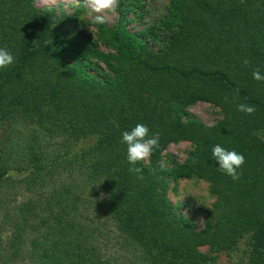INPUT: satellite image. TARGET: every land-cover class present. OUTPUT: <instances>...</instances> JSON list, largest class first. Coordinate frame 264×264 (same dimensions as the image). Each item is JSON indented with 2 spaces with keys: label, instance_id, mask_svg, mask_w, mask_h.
<instances>
[{
  "label": "trees",
  "instance_id": "obj_1",
  "mask_svg": "<svg viewBox=\"0 0 264 264\" xmlns=\"http://www.w3.org/2000/svg\"><path fill=\"white\" fill-rule=\"evenodd\" d=\"M130 5L139 0H119L117 24L96 25L95 39L63 30L73 18L35 0H0V48L14 57L0 69V264H107L88 219L99 192L130 264H217L246 235L243 264H264V81L252 76L264 75V0H169L138 31ZM198 101L223 117L208 127L189 111ZM137 123L159 133V147L133 166L120 141ZM181 141L193 149L167 164ZM217 144L245 157L238 180L212 159ZM181 178L210 183L202 228L170 201Z\"/></svg>",
  "mask_w": 264,
  "mask_h": 264
},
{
  "label": "rangeland",
  "instance_id": "obj_2",
  "mask_svg": "<svg viewBox=\"0 0 264 264\" xmlns=\"http://www.w3.org/2000/svg\"><path fill=\"white\" fill-rule=\"evenodd\" d=\"M124 1L129 3L131 0ZM168 3L169 0H139V5H130L129 17L133 19L135 13L138 16L142 14V17L140 18L137 16V18L128 23V27L131 31H138L147 27L166 11ZM35 4L37 7L45 10H54L58 15L72 17L73 20L70 24L58 23V26L63 30L85 31V33L90 34L95 39L99 38L96 33L98 32V27L92 22L94 13H91L86 4V0H35ZM118 17L119 12L116 10L115 13L110 14L109 22L106 23V25H116ZM161 46H163L161 42L156 44V48ZM100 48L104 51H111L101 44V42ZM189 111L196 116V118L202 121L204 120L207 124L216 123L223 117V112L219 106L205 101L195 102L189 107ZM93 140L94 136H91L89 139L82 142V146L92 143ZM79 147L80 144L77 148ZM192 149L193 145L189 141L171 143L164 151L163 160L170 165L173 160L185 159ZM11 173L17 177L20 176L18 173L12 171ZM102 193L103 192H99L98 194L95 193V196H93V203L97 208H95L96 212H90L91 218H88L90 222L95 225L93 237L99 241L104 256L103 258L107 260V264H130L128 258L121 255L123 251H120V244L116 242L112 223L106 222L99 210V208H101L99 207V202L101 201L103 204L105 201L104 194L101 196ZM12 194L11 192L9 195L12 196ZM168 196L171 199L170 201L174 202L186 217L192 218L196 222L198 228L203 227L206 210L211 208L214 204L213 202L216 200L215 195L210 191V183L200 178H181L177 181H171ZM23 198V193H18L16 197H13V199L17 201H22ZM97 209L99 210L98 212ZM2 218L3 215H0V221ZM6 234V231H2L0 239L5 240ZM249 244V237L246 235L240 239V242L234 250L220 253L217 264H243L247 262L251 257V245ZM199 249H201L202 252H211L210 245H200ZM15 264L24 263L22 261Z\"/></svg>",
  "mask_w": 264,
  "mask_h": 264
},
{
  "label": "clouds",
  "instance_id": "obj_3",
  "mask_svg": "<svg viewBox=\"0 0 264 264\" xmlns=\"http://www.w3.org/2000/svg\"><path fill=\"white\" fill-rule=\"evenodd\" d=\"M86 4L91 13H94L92 22L100 26L109 22L110 14L115 13L119 6V0H86ZM13 62V55L6 49L0 48V69H6L13 64ZM243 63L249 65L250 61L244 59ZM252 76L256 81H264V75H262L258 69L253 71ZM237 109L248 115L255 112V106L253 105L239 104L237 105ZM212 126L214 125H208V127ZM120 142L127 146L126 158L128 163L135 166L148 161L153 151L159 147V133L150 134L148 126L143 123H137L130 131H124L122 133ZM211 157L218 162L219 170L222 173L230 176L233 180H238L240 178V173L237 170L245 163L243 154L237 153L235 150H227L217 144L212 148ZM193 162L195 163L196 161ZM161 166L163 167L164 165L161 164ZM130 171L142 173V168L131 167ZM139 178L143 179V176L141 175ZM103 181H101V183ZM101 196H103V193Z\"/></svg>",
  "mask_w": 264,
  "mask_h": 264
}]
</instances>
